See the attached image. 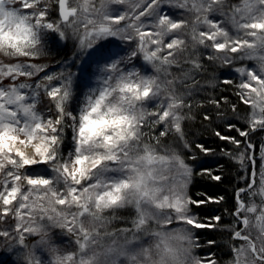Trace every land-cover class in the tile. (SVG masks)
Wrapping results in <instances>:
<instances>
[{
	"label": "snow or ice",
	"instance_id": "obj_1",
	"mask_svg": "<svg viewBox=\"0 0 264 264\" xmlns=\"http://www.w3.org/2000/svg\"><path fill=\"white\" fill-rule=\"evenodd\" d=\"M69 41L58 73L31 62ZM0 56V264H218L199 254L197 230L222 217L195 209L224 198L191 195L197 157L183 130L196 77L217 67L251 110L231 107L238 137L215 133L249 171L234 194L229 236L243 243L230 264H264V207L243 199L264 196L252 141L264 132V0H0ZM128 206L132 229L109 231L105 213ZM58 235L75 247H57Z\"/></svg>",
	"mask_w": 264,
	"mask_h": 264
},
{
	"label": "trees",
	"instance_id": "obj_2",
	"mask_svg": "<svg viewBox=\"0 0 264 264\" xmlns=\"http://www.w3.org/2000/svg\"><path fill=\"white\" fill-rule=\"evenodd\" d=\"M60 43L61 45H53L50 43V53L40 57L41 59L48 58L47 62H39V64L47 65L46 71L49 73L52 71L58 73V71H60L58 65H60L62 61H69L67 60L68 56L72 55L71 58L73 57V45L67 43L65 47V42ZM250 62L253 64V61ZM210 66L211 65L206 64V67ZM223 78L219 67H217L215 71H209L206 74H201L196 77L199 81V87L194 89L191 94L192 107L189 113L190 118L183 125L187 142L192 145L188 151L197 157L196 161L192 163V167L196 171V174L192 177L191 181V195L196 199L202 198L205 193L211 197L224 198L219 204L208 203L195 209V212L201 219L213 215L222 217V225L220 227L216 229L197 230L200 232V239L204 241L207 247L200 254L203 255L212 252L215 254L216 258L218 257L222 261L230 259L232 243H235V240L229 236L230 229H228L229 223L234 220L231 214L236 206L234 194L239 187L245 186L244 181L249 177L248 164L245 163L241 165L235 156L232 155L235 146L228 141L220 140L215 135V133L219 131L226 136L238 137L236 131H229L226 126V122L233 119V113L231 112L232 105H236L240 109L238 116L249 115V107L241 104L237 98L235 85H224L222 83ZM230 78L236 82L238 81L237 74L234 72ZM215 100L220 101L221 107L219 109L211 103V101ZM218 112L227 113V115L220 118L218 117ZM205 113L211 117L210 120H204ZM239 123L242 125L244 121L240 120ZM174 136L175 134L173 133L167 138H162V140L165 143L171 144L174 142ZM263 140L264 132H257L252 136V141L256 145V152H258L259 146ZM197 142L213 149L214 153L206 156L199 152V150L195 148ZM225 150L228 151L226 152ZM240 151H243V148H241ZM256 167L257 165L255 168ZM200 168L210 169L213 174L220 175L222 181H213L208 174L201 173ZM206 221L207 220H205V222ZM232 227H235L234 223ZM209 240H214L215 244L209 246L207 244Z\"/></svg>",
	"mask_w": 264,
	"mask_h": 264
},
{
	"label": "rangeland",
	"instance_id": "obj_3",
	"mask_svg": "<svg viewBox=\"0 0 264 264\" xmlns=\"http://www.w3.org/2000/svg\"><path fill=\"white\" fill-rule=\"evenodd\" d=\"M239 0H230V3H238ZM56 17H53V19H55ZM82 30V29H81ZM67 43H71L70 45H72V42L69 41ZM58 45H61V43H59ZM72 55L68 56V59L67 60H71ZM0 60H3L4 62H9L8 58L6 57H2L0 56ZM48 58H45V59H41V58H37L33 61H31L32 63H36V64H39V62L41 63H44V62H47ZM245 66H248V65H251L252 67H258V65L256 64L255 61H253V64L248 61H245ZM150 71V69H149ZM59 72V71H58ZM53 73H56V72H51L50 74H53ZM240 77L239 75L237 74V83H239L240 81ZM44 101H47V97H43ZM50 107V105L48 104H44L42 107H41V111L44 112L45 116H47V108ZM250 108H249V114H250ZM264 148V140L261 142L260 146H259V150L258 152L255 151V157H256V162H255V165L254 167L257 165V167L255 168L256 169V183L257 185L259 184V173L261 171V165H264V160H261V149ZM249 155H251V153H249ZM257 163V164H256ZM255 191H257L258 193V189H256ZM246 197V198H245ZM243 199L245 200V202L247 203H255L257 204L258 206H261V207H264V196L260 195V194H256V195H251V194H248V195H245L243 197ZM118 212V214H117ZM105 215H108V216H112V217H115L113 220H112V223L109 225V228L108 230L109 231H112V232H116L120 229H123V228H129V229H132V220L136 217V213H135V209L134 207L132 206H128L126 208H123V209H118L116 210L115 212H111V213H105ZM119 216V217H117ZM208 221H206L207 223ZM129 237H131V233H128ZM235 240V239H234ZM243 242L240 241V240H235V243L233 242L232 244L236 245V246H240ZM57 247L61 248V249H67L69 251H71L75 245H69V240L68 238H65V237H60L58 235L57 237ZM207 248L206 247V244L203 245V247L201 249L198 250L199 254L205 249ZM207 254V253H206ZM206 254H203V255H206ZM218 264H230V259L229 260H220L218 257L216 258Z\"/></svg>",
	"mask_w": 264,
	"mask_h": 264
}]
</instances>
